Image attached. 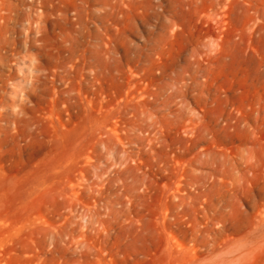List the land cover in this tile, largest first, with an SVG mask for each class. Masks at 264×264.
<instances>
[{"label": "rangeland", "instance_id": "rangeland-1", "mask_svg": "<svg viewBox=\"0 0 264 264\" xmlns=\"http://www.w3.org/2000/svg\"><path fill=\"white\" fill-rule=\"evenodd\" d=\"M29 3L0 62V264H264V0H53L46 48Z\"/></svg>", "mask_w": 264, "mask_h": 264}, {"label": "bare ground", "instance_id": "bare-ground-1", "mask_svg": "<svg viewBox=\"0 0 264 264\" xmlns=\"http://www.w3.org/2000/svg\"><path fill=\"white\" fill-rule=\"evenodd\" d=\"M23 1V0H22ZM28 11L26 12V33L30 37V33H34L30 37V42L37 43L40 47H48V39L45 32L43 17L47 15V11L43 9L53 0H29ZM82 1V0H81ZM10 0H0V62L4 58L3 51L7 46H11L16 42V37H12V33L17 31L16 25H11L15 22L13 15V6L8 4ZM78 17L81 18V10L78 8ZM16 23V22H15ZM9 48V47H8ZM5 59V58H4Z\"/></svg>", "mask_w": 264, "mask_h": 264}]
</instances>
